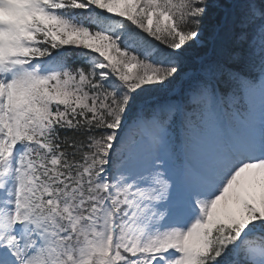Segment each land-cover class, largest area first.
<instances>
[{"label": "snow or ice", "instance_id": "1", "mask_svg": "<svg viewBox=\"0 0 264 264\" xmlns=\"http://www.w3.org/2000/svg\"><path fill=\"white\" fill-rule=\"evenodd\" d=\"M0 264H264V0H0Z\"/></svg>", "mask_w": 264, "mask_h": 264}, {"label": "trees", "instance_id": "2", "mask_svg": "<svg viewBox=\"0 0 264 264\" xmlns=\"http://www.w3.org/2000/svg\"><path fill=\"white\" fill-rule=\"evenodd\" d=\"M152 43L153 44H156L158 45L161 49H163V45H160L159 42L155 41V40H152ZM147 87V86H146ZM170 94V92H163V91H159L156 93L157 97L160 99V100H164L167 98V96Z\"/></svg>", "mask_w": 264, "mask_h": 264}]
</instances>
